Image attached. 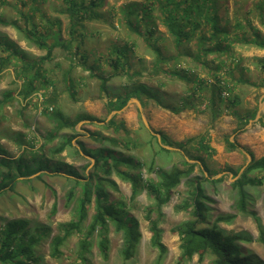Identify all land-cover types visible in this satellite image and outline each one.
<instances>
[{"label": "trees", "instance_id": "trees-1", "mask_svg": "<svg viewBox=\"0 0 264 264\" xmlns=\"http://www.w3.org/2000/svg\"><path fill=\"white\" fill-rule=\"evenodd\" d=\"M109 1L62 0L61 13L66 17L69 36L64 38L62 22L58 19L49 21L43 28L29 23L33 12L21 11V17L4 20L1 6L7 4V0H0V24L13 26L31 45L46 51L45 56L29 62L15 50L12 41L5 42L0 38V50L4 53L0 56V73L15 66V59H19L22 62L19 78L23 81L17 96L13 92H4L0 98V130H3L0 136L11 139L21 150L17 157L12 156L0 141V204L4 199L22 198L18 191L20 185L34 192L35 184L42 182L53 193L51 216L64 207L72 214L71 221L59 224L58 233L53 235L48 224L29 218L5 217L0 213V264H48L45 255L40 253L44 246L51 259H67L63 248L74 236L79 240L68 264H135L143 233L131 207L144 192L151 200L144 210V218L149 222L151 246L158 251L155 264H162L167 253L160 228L165 217L164 207L172 202L183 181L188 190L176 208L187 213L188 219L174 228L181 241V255L176 264H187L195 256L202 261L210 257L212 264H264V259L248 246L253 242L264 243L261 225H258L257 239L221 227V224H232L239 217L250 216L259 222L252 204L264 190V157L253 159L240 176V171H235L237 179L230 186L236 194V212L221 214L217 213L214 205L218 201L212 193L219 191L216 184L222 178L211 179L213 174L201 178L195 174L197 164L186 159L182 160V167L174 164L166 168L161 155H170L173 151L163 147L168 144L163 137L159 143L156 136L150 134L147 143L156 149L151 160L146 161L134 152L140 145L134 133L123 122L112 119L105 128L118 138L94 132L90 133L89 139L78 140L77 148L74 145L79 136L75 130L77 123L93 120V117L87 115L76 121L65 118L57 109L56 98L51 97L44 98L48 104L43 114L54 127L45 135L11 132L3 126L2 119L6 117L2 116V111L7 104L17 98L30 100L36 93L44 92L48 83L55 85V80L47 78L49 70L44 63L55 59L54 51L58 47L66 50L69 58L74 50L79 53L87 23L104 20L102 10ZM32 9L39 11L34 5ZM111 10L115 11L119 25L128 30L131 39L121 42L117 38L111 45L105 60L113 71L110 75L103 76L95 66L86 69L91 77L102 82L100 88L104 92L108 91L107 84L113 79L125 78L119 86L122 92L112 96L108 103L112 111L122 110L135 98L144 106L153 102L174 114L195 110L209 112L213 118H218L227 112L244 124L255 118V111L242 114L238 110L241 103L239 89L244 85L261 87L264 79L257 83L248 76L250 69L244 64L246 59L241 50L264 51V0H234L232 4L229 0H127ZM22 18L24 25L20 22ZM157 21L165 27V32L159 30ZM138 39L143 41L152 59L148 69L132 72L138 60L135 56ZM82 58L87 61L86 53ZM253 63L260 74L264 72V56L255 58ZM173 82H179L183 90L167 94L164 89ZM70 90L75 96L71 86ZM107 94L110 96V92ZM20 110L24 112L25 109ZM24 127H29L26 121ZM37 139L43 143L35 148ZM55 141L57 143L46 152L45 148ZM209 143L206 133L174 145L184 150L194 145L202 154L194 159L210 171L205 159L214 156L216 150ZM226 143L228 151L238 148L236 142L227 140ZM68 150L80 159L89 157L93 162L88 160V164L81 167L69 164L60 159ZM158 156L163 162H158ZM88 167L90 169L86 171ZM45 177L64 179L69 189L63 197L58 196ZM116 178L130 184L129 196L113 194L114 191L121 192ZM111 230L121 236V246L114 257L110 250Z\"/></svg>", "mask_w": 264, "mask_h": 264}, {"label": "rangeland", "instance_id": "rangeland-1", "mask_svg": "<svg viewBox=\"0 0 264 264\" xmlns=\"http://www.w3.org/2000/svg\"><path fill=\"white\" fill-rule=\"evenodd\" d=\"M24 1L25 3H21L20 0H7V4L1 6L2 18L6 21H11L21 17L19 13L21 11L26 14L33 12V17L29 23H35L40 28H43L45 24L48 25L49 21L58 19L62 22V36L64 38L69 37L67 20L61 13L63 8L62 0ZM126 1L110 0L109 4L102 10L105 16L104 20L87 23V27L83 31L85 40L79 53H76L74 50L72 58L71 56L70 58L68 57L69 54L63 48H56L54 51L55 59L52 62L44 63L45 68L49 70L47 78L55 80V85L48 83V88L44 92H38L37 95H33L28 101L17 98V100L7 104L2 111V116L6 117L2 119L3 126L6 127L7 131L32 132L35 136L45 135L46 131L52 130L54 124L43 114L44 107L46 108L48 104L42 99L44 96L43 98H56L57 109L62 112L65 118H69L72 121H76L87 115L93 117V120L87 119L77 123L75 130L79 133V136L74 140V145L77 148H79L78 140L89 139L90 133L94 132L118 138L117 134L105 128L112 119L118 123L123 122L134 133V137L140 143L138 149L134 152L146 161L151 160L156 149V146L152 148L147 143L150 134L156 136L159 143L162 142L163 137L168 143L163 144V147L173 151L170 155H161L164 163H166V168H170L174 164L182 167V160L186 159L192 164H197L195 174L201 178L202 176L209 177L211 174H213L211 179L222 178V181L216 184L219 191L212 193V196L218 201V204L214 206L217 208V213L234 214L236 212L234 209L236 194L230 184L237 179L234 175L235 171L239 170L240 176L253 159L264 157V85L261 87L240 86L239 96L241 103L237 107L238 110L242 114L251 111L256 112L255 118L249 119L247 124L241 123L236 117L227 112H224L218 118H213L209 112L195 110H186L180 114H174L153 102L144 106L135 98L122 110L112 111L108 103L112 96H116V94L122 92L119 86L124 82L125 78L119 77L107 84L109 86L107 91L110 92L109 96L107 92L101 90L100 85L102 82L98 78L91 77L90 72L86 68L88 66H95L99 68L96 71L100 72L103 76H108L113 72L105 63L106 57L109 56L111 45L117 41V38L123 42L130 40L131 36L130 34L128 35V30L125 27L119 25V18L114 15L115 11L113 12L111 9L113 6H121ZM137 1L141 2L144 0ZM233 1L229 0L231 4ZM33 5L39 11L33 10ZM20 22L24 25L25 19L22 18ZM157 24L161 32L166 31L159 21H157ZM0 38L5 42L12 41L15 46L14 48H16L15 50L19 51L29 62L37 61L46 55V51L39 50L31 45L13 26L0 24ZM137 44L135 56L138 60L135 61L136 63L132 67V72L145 67L148 69L149 62L152 59L141 39L137 40ZM83 53H86L87 61L82 58ZM241 53L246 59L244 64L250 69L248 76L252 78L253 82L259 83L261 78L264 79V72L260 74L253 62L255 58L263 57L264 51L253 48L248 50L243 49ZM2 55L4 53L0 50V56ZM84 62H87V65H84ZM15 63V66H9L0 73L1 99L4 92H13L17 96L21 90L23 81L19 77L21 75L22 62L19 59H15ZM70 86L75 90V96H72ZM164 90L167 91V94H171L175 91L181 92L183 87H181L179 82H173L169 83ZM51 107L56 110L54 106L50 105ZM22 108L25 109L24 112L20 110ZM25 121L29 125L28 128L24 127ZM2 132L3 130H0V135H3ZM206 133L209 135V144L216 150V153L212 157L203 154L207 158L205 159V164L209 167L210 171L206 169L204 164L194 159L196 156H202L194 145H189L186 149L187 151L181 149L178 145H174V143L197 138ZM227 140L236 142L238 148L234 151L226 150ZM0 141L12 156L17 157L21 153V150H18V147L11 139L0 136ZM36 141L38 142V139ZM37 142L34 146L35 148H38L43 143L42 140ZM153 142L155 143V140ZM56 143L57 141L48 145L45 151L48 152ZM81 153L84 155L83 152ZM161 158L157 157L159 163L162 161ZM60 159L76 167L88 164V160L93 162L89 157L87 160L80 159L72 155L69 150L62 153ZM89 169L90 167L86 171ZM153 176L155 177V174ZM44 179L57 192L59 197H63L69 189V186L66 185V182L61 177H45ZM116 181L119 183L121 192L114 191L113 194L116 196L120 194L129 196L131 194L130 184L118 178H116ZM187 190L188 187L185 185V181H183L177 188V193L172 202L164 207L165 217L160 228L163 231L162 242L167 248V253L162 264H176L180 259L181 241L174 228L188 219V214L184 211H179L176 206L182 203L186 197ZM18 191L23 195L22 198L14 199L12 197L4 199L1 202L0 213L5 217L29 218L40 224H48L52 228L53 235L58 233L59 224L71 221L72 214L67 207L61 208L54 217L51 216L50 210L54 197L52 191L47 189L45 183L37 182L34 192L30 191L25 185H20ZM150 203L151 200L144 192L131 207V212L139 220L143 233L142 243L135 264H155L158 257V251L151 246L152 235L149 231V222L144 218V210ZM252 205V209L258 216L259 222H256L250 216L239 217L232 224H221V227L228 232H244L248 237L257 239L259 237L258 225H261L264 229L263 189ZM109 237L111 240V255L114 257L121 246V236L111 230ZM78 240L79 238L74 236L65 245L63 251L67 255V259L63 258L62 260L51 259L45 251L44 246L40 253L45 255V263L68 264L72 261L70 258L74 253ZM248 246L264 259V243L253 242L249 243ZM187 264H212V260L210 257H207L202 261L198 256H195Z\"/></svg>", "mask_w": 264, "mask_h": 264}, {"label": "crops", "instance_id": "crops-1", "mask_svg": "<svg viewBox=\"0 0 264 264\" xmlns=\"http://www.w3.org/2000/svg\"><path fill=\"white\" fill-rule=\"evenodd\" d=\"M35 95H37V93H36ZM35 95H34V96H35ZM41 96H42V95H41ZM42 99L44 100V98H43V97H42ZM26 101H28V100H26Z\"/></svg>", "mask_w": 264, "mask_h": 264}, {"label": "water", "instance_id": "water-1", "mask_svg": "<svg viewBox=\"0 0 264 264\" xmlns=\"http://www.w3.org/2000/svg\"><path fill=\"white\" fill-rule=\"evenodd\" d=\"M131 100H132V99H131ZM131 100H130V101H131ZM130 101H129V103H130ZM129 103H128V104H129Z\"/></svg>", "mask_w": 264, "mask_h": 264}, {"label": "bare ground", "instance_id": "bare-ground-1", "mask_svg": "<svg viewBox=\"0 0 264 264\" xmlns=\"http://www.w3.org/2000/svg\"><path fill=\"white\" fill-rule=\"evenodd\" d=\"M175 126H176V124H175Z\"/></svg>", "mask_w": 264, "mask_h": 264}]
</instances>
